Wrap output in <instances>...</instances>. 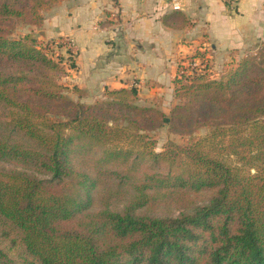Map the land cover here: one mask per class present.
Segmentation results:
<instances>
[{"label":"trees","instance_id":"trees-1","mask_svg":"<svg viewBox=\"0 0 264 264\" xmlns=\"http://www.w3.org/2000/svg\"><path fill=\"white\" fill-rule=\"evenodd\" d=\"M57 1L0 0V264H264V64L174 78L168 113L135 85L74 101L64 66L9 36ZM166 122L188 140L158 151Z\"/></svg>","mask_w":264,"mask_h":264},{"label":"crops","instance_id":"crops-1","mask_svg":"<svg viewBox=\"0 0 264 264\" xmlns=\"http://www.w3.org/2000/svg\"><path fill=\"white\" fill-rule=\"evenodd\" d=\"M178 1L175 10L170 0H80L57 14L58 34L78 49L72 81L86 97L131 85L144 97L164 91L172 97L185 54L205 52L206 45L209 52H245L264 41V0H238L234 8L221 0ZM103 8L116 17L100 18ZM177 16L182 25L164 22Z\"/></svg>","mask_w":264,"mask_h":264},{"label":"rangeland","instance_id":"rangeland-1","mask_svg":"<svg viewBox=\"0 0 264 264\" xmlns=\"http://www.w3.org/2000/svg\"><path fill=\"white\" fill-rule=\"evenodd\" d=\"M76 1L80 0H58L49 6H45L41 9V13L44 16V21L41 25L36 26L34 24L29 23H19L16 27L11 31L10 37H18L23 36L24 34H30L35 37L38 41V46H40L45 52H47L48 56L53 58L56 61H59L64 68L66 69L67 74L61 78V82L67 86L68 96L74 101L81 102H92L95 99L104 98V93L106 90L101 92L97 97H79L78 92L74 90L75 88H79L73 81V73L75 70V56L78 49L74 44V41L70 36L59 35V31L62 29L61 19L58 18L57 14L60 11L64 13L72 8V5ZM90 0H88V3ZM109 12V14H108ZM100 13V18L107 17H116V14L112 16L110 11H107L103 8ZM118 18V16H117ZM113 21V19H108ZM116 21V20H115ZM72 40V41H71ZM209 45L205 46V52L203 56L204 63H202L201 58L199 56L190 57L192 54L196 52H191L190 54H185L181 61L178 63V71L175 76L179 77L182 75H192L200 70L204 72L207 78L209 79H218L232 67L236 65V63L243 57H252L257 62L264 64V41L260 43H252L248 50L245 52H209ZM195 58V59H194ZM193 60H196L198 64L194 67ZM207 64V67H206ZM138 88V87H137ZM144 90V91H143ZM147 89L140 88L141 92L148 91ZM137 104L143 106H153L157 109H161L164 112L168 113L169 109L173 106V104L177 103V98L174 97V92H172V97H170V92L166 93V91L157 93L156 95L151 94L150 96H142L138 93ZM93 97V98H92ZM94 99V100H93ZM209 132L208 126H202L197 129L193 136H202ZM150 135L156 140V150H161L166 145L168 140L173 141L178 144H185L188 140V136L185 134L174 133L170 131V125L166 122L159 128L150 132ZM10 166V165H8ZM254 171V169H251ZM209 197V193L203 192L199 195V198L202 199L200 202L206 200ZM124 198L119 199L118 202L115 203L116 208H120L123 205ZM159 214H171L177 215L182 208H177L175 206H165L156 209ZM186 211V210H185Z\"/></svg>","mask_w":264,"mask_h":264},{"label":"built area","instance_id":"built-area-1","mask_svg":"<svg viewBox=\"0 0 264 264\" xmlns=\"http://www.w3.org/2000/svg\"><path fill=\"white\" fill-rule=\"evenodd\" d=\"M225 5L234 8L238 4V0H221ZM171 6L173 9H180V4L178 0H170ZM72 41V40H71ZM195 59V58H194ZM194 67L198 64L196 60H193Z\"/></svg>","mask_w":264,"mask_h":264}]
</instances>
